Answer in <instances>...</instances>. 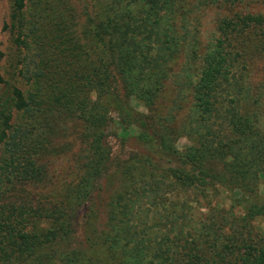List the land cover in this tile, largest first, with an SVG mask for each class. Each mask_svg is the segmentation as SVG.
<instances>
[{
    "label": "trees",
    "instance_id": "1",
    "mask_svg": "<svg viewBox=\"0 0 264 264\" xmlns=\"http://www.w3.org/2000/svg\"><path fill=\"white\" fill-rule=\"evenodd\" d=\"M9 1L12 70L0 72V264H264V236L253 226L264 220V131L243 112V86L231 70L239 39L264 30V18H233L215 46L199 56L191 51L198 66L189 82L192 112L175 125L173 116L143 115L129 100L150 111L169 80L182 43L173 30L180 0H87L80 32L70 0ZM113 114L121 132L137 130L140 150L113 177L119 184L105 216L88 213L87 247L101 255L57 251L72 243L76 208L107 174ZM57 115L84 127L80 174L67 205H23L14 191L45 177L38 161ZM179 136L191 142L182 152ZM220 191L230 195L221 218ZM192 201L211 210L207 226L196 224ZM151 213L157 222L150 228Z\"/></svg>",
    "mask_w": 264,
    "mask_h": 264
},
{
    "label": "rangeland",
    "instance_id": "2",
    "mask_svg": "<svg viewBox=\"0 0 264 264\" xmlns=\"http://www.w3.org/2000/svg\"><path fill=\"white\" fill-rule=\"evenodd\" d=\"M182 13L175 19V29H173L182 43L175 58L170 63V77L160 93L156 104L152 110L148 111L143 104L136 99L129 100L133 109L143 115H155L158 118H175L174 124L180 125L187 122L192 110L191 92L189 82L194 81L198 66L191 60V51L195 50L199 56L206 50L215 46L218 40L224 36L223 24L230 23L231 19L244 16H261L264 18V0H233V4L219 5L212 0H180ZM76 10L78 18V27L76 32H80L84 22L82 6L87 5V0H70ZM32 3V2H31ZM92 2L88 3L90 10ZM29 7V5H28ZM32 7V5H31ZM33 8V7H32ZM11 4L9 0H0V72L9 73L12 68L9 58L10 36L7 28L11 23ZM220 21V22H219ZM219 24V26H218ZM223 30V31H222ZM244 43L236 47L235 61H233L232 74L243 86V92L238 94L241 100L242 110L256 120L255 127L264 131V30L249 32L248 36L240 38ZM200 60V58L195 61ZM7 78L5 75L4 79ZM1 87V85H0ZM2 90L0 88V95ZM237 94L236 91L229 95ZM60 115L54 116L51 121L54 124L45 139L47 149L38 161V165L45 172V177L40 183H21L16 186L14 194L18 196L19 202L23 205L68 204V191L74 187L80 174L81 162L85 159L83 145V130L81 122L75 119ZM112 119L117 123L114 134L110 133L107 142L110 148V162L107 167V174L97 181V186L91 195L90 202L84 206L76 208L77 221L75 222V232L72 243L67 247L63 243L57 251L72 248L76 250L92 251L94 255H101L97 248L89 250L86 242L90 236V228L87 223L88 213L93 209L101 219L106 214V207L111 194L117 189L119 182L113 177L118 169H121V163L126 161L130 155L136 154L140 148L136 141L137 130L131 128L124 133L118 125V117L113 114ZM172 124V123H171ZM191 145V142L184 136H179L175 141V147L182 152ZM217 164L215 168H220ZM263 185L260 187L262 195ZM221 194V195H220ZM218 206L223 214H216V217L227 216L230 208L228 198L230 195L220 191ZM190 198H193L191 196ZM194 201H196L194 199ZM192 201V207L195 208L196 224L207 226L211 210L206 205L197 204ZM215 203V202H214ZM202 206V207H201ZM161 208L157 212H160ZM214 215V214H213ZM136 221V220H135ZM157 222L155 213L150 214L147 221L148 227H155ZM137 224V222H136ZM140 227L142 225H139ZM253 226L256 231L264 236V220L257 219ZM158 228L151 229L153 237L159 236ZM160 237V236H159ZM158 238V237H157ZM86 249V250H85ZM95 256V255H94ZM206 259L208 255L202 253ZM211 260V259H210ZM204 264H211V261H204Z\"/></svg>",
    "mask_w": 264,
    "mask_h": 264
}]
</instances>
